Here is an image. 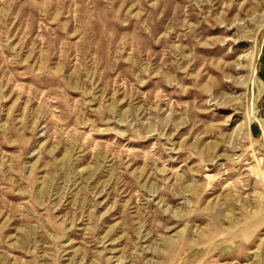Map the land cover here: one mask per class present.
<instances>
[{"label": "rangeland", "instance_id": "1", "mask_svg": "<svg viewBox=\"0 0 264 264\" xmlns=\"http://www.w3.org/2000/svg\"><path fill=\"white\" fill-rule=\"evenodd\" d=\"M0 264H264V0H0Z\"/></svg>", "mask_w": 264, "mask_h": 264}, {"label": "bare ground", "instance_id": "2", "mask_svg": "<svg viewBox=\"0 0 264 264\" xmlns=\"http://www.w3.org/2000/svg\"><path fill=\"white\" fill-rule=\"evenodd\" d=\"M254 60V57H252V59H251V66H252V62H254L253 61ZM248 80V79H247ZM248 83V82H247ZM250 84V83H249ZM249 124V123H248Z\"/></svg>", "mask_w": 264, "mask_h": 264}]
</instances>
